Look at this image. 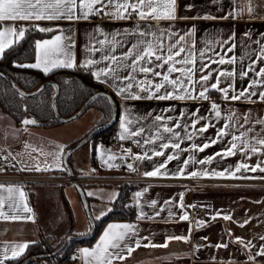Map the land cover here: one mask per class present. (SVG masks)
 <instances>
[{
    "label": "crops",
    "instance_id": "obj_1",
    "mask_svg": "<svg viewBox=\"0 0 264 264\" xmlns=\"http://www.w3.org/2000/svg\"><path fill=\"white\" fill-rule=\"evenodd\" d=\"M250 4L254 9L251 14H249ZM188 5H192V7L189 9ZM257 5L259 6L257 7ZM114 10L115 8L110 9V11ZM233 12L238 14V18H203L207 16L222 17ZM77 14H79V10H77ZM176 15L177 17H196V19H165L159 22L151 20L140 21L135 15L126 19H116L110 18L101 11L90 14L88 19L73 21L62 19L56 21L0 22V25L12 27L13 22H32L34 25L39 24L40 26L54 29L50 33H42L35 29L34 33H26L23 40L13 45L23 43L28 35H35L32 40L31 57L24 61L23 64L35 62L34 44L36 40L50 39L57 34L70 36L75 45L71 49L75 64L82 65L89 59L101 61L99 64L89 65L86 68L79 66L73 68L88 71L92 80L102 85L119 102L118 119L114 127L118 130L119 135L122 133L120 127L121 119L125 115H130L133 119V123L129 125L131 129L136 130L140 127L145 129L144 133L139 137H129L121 140L120 148L113 152L106 150L108 134L100 135L97 139L85 143V147H88V151L84 155L86 156V164L85 160L83 161L78 156L72 157V154H70L69 157V165L77 176L114 175L177 180L176 182L166 183H139L140 187L131 194V204L136 210L135 219L131 221L112 220L106 222L93 241L74 248L68 264H89V258L82 254L80 249L88 248L89 245H92V248L95 247L109 224L128 223L135 225V236L133 240L128 241V244L135 247L134 240L139 239L141 241V246L136 248L131 256L122 261L115 260L113 264H253L252 261L248 260L249 254H254L259 250L260 245L264 244V241L259 239L260 236H264V183H248L250 181L264 182V178H261L264 177V173L259 171L256 173L244 172L243 176L249 178H220L203 175L205 171L212 173L225 169L234 170L235 165L240 162H246L254 166L264 160V154L249 153V156L245 157L242 152H237L236 155L216 156V153H223L224 149L228 147L231 136L224 137L203 152L191 150V145H202L215 138L216 132L223 125L234 124L237 121L242 122L245 115L251 116L249 124H245L242 128L233 127L228 129V131L239 135L250 127V141L253 135L260 136L264 133V124L257 123V120H264V102H260L258 97H252L250 100L243 98L240 100L224 99V94L218 90H210L209 92H220L221 102L210 101L209 99L199 98L198 91L195 89L192 94L197 96L196 99L126 100L122 96L116 95L117 87L121 86L120 81H116L115 85L110 82L102 83L91 74L108 63L102 59L105 55L120 57L137 41H152L157 37L167 45L171 43V40L167 35L161 36V34L175 33L176 36L185 35L186 46L191 48L198 58L195 67L199 68L204 63L210 64L213 76L208 82L209 84L216 81V76L222 70L233 71L236 75L232 78H222L219 87L225 88L232 84L235 92L246 88L252 80L258 79L255 76V72L249 73V76L244 78H240L239 72L242 65L245 71L249 65H252L256 71L260 67H264V62L256 59L260 54L261 47L257 42L264 41V0H178ZM193 28H195V31H192ZM56 29H59V31ZM140 32L155 33V36L141 37L139 35ZM189 32H191L190 37L188 36ZM98 40L106 41L102 50L97 52L89 51V48L100 47L96 43ZM225 40L228 41L227 44L221 43ZM113 41H119V43L114 44L112 43ZM232 44L235 47L231 52H227L226 49ZM144 46L146 45H141V47ZM200 51L206 53L203 58H199ZM221 56H224L225 59L235 57L236 62L231 65L227 63L220 65L212 62L219 60ZM254 61L255 64H253ZM167 67L166 65L164 68L157 70L163 73L166 72ZM177 67L180 66L177 65ZM38 71L44 73L42 70ZM127 71L129 70L125 69L121 72V75L123 76ZM179 75L180 73H173L172 77L175 78ZM200 75L201 73L197 72L193 79H198ZM136 76L138 80L144 79L142 73L137 72ZM149 78L153 79L154 82L161 79L157 77ZM101 79L104 78L101 77ZM261 90H264V87L259 85L253 89V91L257 92ZM232 94L233 92L230 91L229 96ZM212 103L219 105L221 112L219 119L215 117V113L211 110L210 106ZM229 106H233V109L230 112H226L225 109ZM91 109V113H93L90 121L92 123L91 126L76 133H66L64 136H61L63 129L70 125L72 121L62 123L53 128H38L32 124L23 125V121L17 122L0 109V147L10 152L18 166L26 173L66 177L68 173L63 165V156L66 149L90 132L101 118V113L98 110ZM196 109H199V115L207 118L201 120L197 128L203 124H212L215 127H209L207 132L195 135L191 140L185 138L176 141L186 151L158 148L160 143H171V134L169 133H163L165 137L163 141H157L155 144H143L145 138L151 139L157 131V128L154 127L156 115L171 117L172 120L167 121V123L173 127L176 122L181 125H190L194 119L190 114ZM181 112L186 115L181 116ZM230 116H234L235 120L230 121ZM176 131H179L181 136H185L184 127L176 129ZM187 131L192 132L195 129L188 127ZM136 141H139L140 144L138 145ZM101 148H104L107 153H115L114 167H109V162H102V156L104 161L107 158L101 152ZM129 149L131 150L130 154L127 151ZM153 150L179 155V159L168 163L166 169L169 173L168 177H146L144 175L145 172L154 170L155 166L162 163L166 158L156 156L143 160L135 158L137 155L143 156L145 152L151 155ZM57 156H61L62 161H56L55 157ZM209 156L215 157L211 163H190L185 169V175L179 177L177 169L182 166L184 159L194 157L196 160H201L207 159ZM37 164L42 169L47 168L48 170L36 171L34 165ZM56 164H60V166L57 167L55 166ZM129 164L133 165V168L129 169ZM109 170L117 172H109ZM191 172H199L201 175L192 177L190 175ZM239 175L237 174V176ZM206 179L233 182L247 181V183L203 184L190 181ZM181 180L185 182H179ZM94 185L98 184H86V187L83 188L88 204L91 200L95 203L99 201V198L92 190ZM4 186L3 189H0V197L5 199L3 211L9 216L15 215L18 211L21 219L4 220L3 217H0V256L7 252L8 260H11L12 248L23 243L28 245L35 244L46 237L59 241L71 234L84 235L88 233L89 222L82 200L72 183L32 184L28 188L21 185ZM108 186L114 187L115 190H113L112 196L105 201L109 209L98 215L99 219L110 211L111 204L118 195L117 184H109ZM8 187L14 189L11 196L12 200L20 205L19 209L10 211L7 208V198L10 195L7 191ZM145 189H147V192L144 191ZM20 191L25 193L24 198L20 197ZM89 192L92 195H88ZM136 192L143 193L139 198V202L135 196ZM181 194H183L182 200ZM152 200L157 201L158 207L155 209L149 206ZM165 201H172V203L165 204ZM181 203L184 205L183 208L180 207ZM25 204L31 209V212L23 211ZM141 209L145 213L146 218L138 220L137 216ZM160 209L164 210L160 212L159 216H155V212L160 211ZM198 209H203V211L197 213ZM169 211L173 212L174 216H169ZM185 212L189 215V220H179V215ZM217 212L221 215L213 219ZM225 214L230 215L232 219H223ZM27 217H31V219H27ZM94 219L98 220L97 217H94ZM244 220H249L250 222L244 227H240L239 224L243 223ZM197 221H204V223L197 226ZM229 230H231L232 235H229ZM172 236H187L189 239L188 242L175 239L169 240L168 238ZM204 237H207V240L203 239ZM236 237H241L245 243L251 241L256 247L246 249L244 244L236 242ZM166 241L167 247L143 246L146 244L163 245ZM218 243H226L228 247L217 249L214 245ZM197 245H199L198 250ZM124 254L127 256L126 251ZM8 260L5 261V264H7ZM256 261L257 264H264V257H256Z\"/></svg>",
    "mask_w": 264,
    "mask_h": 264
},
{
    "label": "snow or ice",
    "instance_id": "obj_2",
    "mask_svg": "<svg viewBox=\"0 0 264 264\" xmlns=\"http://www.w3.org/2000/svg\"><path fill=\"white\" fill-rule=\"evenodd\" d=\"M177 2L178 0H0V22L7 21H56L66 19L69 21L88 19L90 14L99 13L103 11L105 15H108L110 18L116 19H126L135 15L140 21H156L160 20H175V19H196V17H177ZM259 5H257L258 7ZM189 9L192 5L187 6ZM115 8L114 11L110 9ZM79 10V14H77ZM253 7L249 6V14L253 12ZM205 19H236L238 14L236 12L230 13L229 15L222 17H212L207 16L203 17ZM35 29L42 33L53 32L54 29L51 27H43L39 24L34 25ZM59 31V29H56ZM27 29L25 27H12V26H3L0 25V57H2L7 49H11L15 43H19L26 35ZM195 31V28L192 29ZM141 37H146L148 35L155 36V33L140 32ZM167 35L171 40V43L165 45L160 41L159 37L152 41L139 40L137 43L132 44V46L120 57L114 55H105L102 59L108 63L100 68L98 71L92 72L91 74L95 76L100 82H110L115 85L116 81H120L119 87L116 89V95L122 96L124 99L132 100H186V99H196L197 96H193L192 91L195 89L198 91V97L202 99H209L207 93L210 90H218L224 94V99L231 100H240V99H251L252 97H258L260 102H264V90L259 92L253 91L258 85L264 87V67H260L258 71L252 65H249L247 70H243V65L241 66V71L239 72L240 78L248 77L249 73L255 72V76L258 79L252 80L251 83L244 89L239 92H235L233 85L229 84L225 88H220L219 85L222 82V78H232L236 75L233 71H220L216 76V81L209 84L208 82L212 79L213 71L210 69V64L204 63L195 67L197 63V57L194 54L193 50L186 46V37L183 34L176 36L175 33H162L161 36ZM191 32L188 33L190 37ZM247 35V34H246ZM95 40V37L93 36ZM96 43L100 47H92L88 50L91 52L101 51L105 45V40H98ZM112 43H119V41H113ZM221 43L227 44L228 41H222ZM260 44V54L257 56V60L264 62V41H258ZM141 45H146L141 47ZM74 41L70 36L64 34L53 35L50 39L36 40L34 44L35 49V62L26 63V64H14L15 67L21 68H30L42 70L45 74L50 73L55 69H71L73 67H88L89 65L99 64L100 60H87L82 65H77L73 61L72 47H74ZM235 47L234 44L229 46L226 51L231 52ZM114 51V47H113ZM204 51H200L199 58L205 56ZM213 63H218L224 65L225 63L231 65L236 62L235 57H228L227 59L224 56L217 61H212ZM255 64V61L253 62ZM167 67L166 72H161L157 69H162L165 66ZM179 65L180 67H177ZM125 69H128L126 74L123 76L121 72ZM142 73L144 79L138 80L136 73ZM199 72L201 75L198 79H193L194 75ZM173 73H180L179 76L175 78L172 77ZM2 75V74H0ZM103 77L104 79H101ZM149 77L161 78L159 81L154 82L153 79ZM197 86H199L197 88ZM232 91L233 94L229 96V92ZM143 94V95H142ZM211 110L215 113V117L219 119L221 117V112L219 110V105L216 103L211 104ZM171 110V109H169ZM199 109L193 111L190 115L194 118L190 125H181L176 122L174 127L170 126L167 121H171V117H164L161 115H156L154 120V127L157 128L155 135L151 138H145L143 144H155L157 141H163L165 137L163 133L171 134V143H160L158 145L159 149L167 150L169 148L186 151L181 148V144L176 142L178 140H183L187 138L191 140L195 135H201L208 131L209 127H215L212 124H203L197 128V125L201 120L207 119L206 117L199 115ZM186 114L181 112V116ZM230 121L235 120L234 116L229 117ZM251 120L250 115H245L242 122L237 121L236 123H229L223 125L215 135V138L210 139L208 142L203 143L202 145H191V150H196L199 152L205 151V149L215 145L224 137L231 136V141L223 151V153H216V156H230L236 155L237 152H242L245 157L249 156V153L264 154V133L260 136L253 135L252 140H249V132L251 128L249 127L245 131L241 132L239 135L230 133L228 129L236 127L242 128L245 124H249ZM25 125L36 123L34 120L25 119L23 122ZM133 123V119L130 115H125L121 119L120 127L122 133L120 139L124 140L129 137H139L141 136L145 129L140 127L136 130H133L129 127ZM257 123L264 124V120H257ZM181 127L185 128V136H181L179 129ZM191 127L195 131L188 132L187 128ZM139 145L140 142L136 141ZM128 153H131V150H127ZM152 156L156 157H166L162 163H159L155 166L154 170L147 171L144 173L146 177H168L169 173L167 172V165L172 160L179 159L178 154H166L165 151L153 150L151 155L147 152L143 156L137 155L135 158L137 160L151 159ZM215 157L209 156L207 159L196 160L194 157H189L183 160V164L180 168L177 169L179 177L185 175V169L190 163L197 164H207L211 163ZM114 159V156L109 155L108 160L111 161ZM56 161H62L61 156L55 157ZM102 162L108 163V161L103 160ZM55 166L59 167L60 164ZM109 167H114L115 165L108 163ZM36 171L48 170L47 168H41L38 164L34 165ZM128 168H133V165L129 164ZM264 173V160H261L259 163L254 166L249 165L246 162H240L235 165L234 170L225 169L220 172L209 173L205 171L203 175L205 176H215L220 178H249L243 176L244 172H256ZM237 174H240L237 176ZM192 177H197L201 175L199 172H191ZM264 178V177H261ZM5 186L0 184V189H3ZM7 191L9 192L7 208L11 210L19 209L20 205L12 200L11 193L14 189L8 187ZM147 192V189L144 190ZM21 198L25 197L23 191L19 192ZM92 195V193H88ZM143 195L142 192H136L135 196L139 202V198ZM183 199V194H181V200ZM165 204H171L172 201H165ZM153 209L158 207L157 201L152 200L150 205ZM5 207V199L0 197V217H3L4 220H18L21 219L19 212L15 215H7L3 209ZM180 207L183 208L184 205L181 203ZM160 211L155 212V216H159ZM24 212H31V209L27 207V204L23 206ZM103 214V213H102ZM219 212L216 213L215 219L217 216H220ZM169 216H174V213L169 211ZM146 215L141 209L140 213L137 216V219H145ZM31 219V217H27ZM99 219V217H97ZM181 221L189 220V215L185 212L178 217ZM223 219L231 220L232 217L228 214L223 215ZM250 221L244 220L243 223H240V227H244ZM197 226L204 223V221H197ZM136 233V227L133 224H109L105 229L104 233L100 237L98 244L92 249L83 248L80 249V252L89 258V264H113L115 260H124L135 251L136 248L141 246V241L139 239L134 240L135 247L128 244L129 240H133V237ZM229 235H232L231 230H229ZM169 240H181L188 242L187 236H172L168 238ZM203 239L207 240V237ZM236 242L244 244L246 249L255 248L256 246L252 244L251 241H245L241 237H236ZM259 239L264 241V236H260ZM144 247H167V241L163 245H143ZM29 245L23 243L16 245L12 248L11 259H17L20 257L24 250L27 249ZM197 250L199 245L196 246ZM217 249L227 248L228 244L218 243L214 245ZM126 251L127 256L124 254ZM256 257H264V244L260 245L258 251L254 254L250 253L248 260L252 261L253 264H257ZM9 257L7 252L0 256V264H5V261Z\"/></svg>",
    "mask_w": 264,
    "mask_h": 264
},
{
    "label": "trees",
    "instance_id": "obj_3",
    "mask_svg": "<svg viewBox=\"0 0 264 264\" xmlns=\"http://www.w3.org/2000/svg\"><path fill=\"white\" fill-rule=\"evenodd\" d=\"M34 37L35 35H28L23 43L8 49L0 58V73L8 76L12 81V84H10L4 77L0 76V109L17 122H21L24 119H31L36 122L32 124L35 127L53 128L62 124V122L56 119L54 109L51 105L55 88L48 86L33 96H24L16 89L31 93L37 91L45 82L53 81L59 86V93L54 100V108L62 119L75 115L92 95L108 92L102 85L94 82L86 70H77L75 68L57 69L48 74H44L36 69L15 67L14 64H23L24 61L31 57L32 40ZM113 100L119 113V102L115 98ZM91 108L101 113V118L96 126L102 125L110 120L112 108L106 97L101 96L94 99L88 107V109ZM117 119L118 117L112 128L93 135L89 141L97 139L100 135L108 134L116 126ZM69 157L68 163L70 164ZM75 176L77 175L75 174ZM80 185L82 188L86 187V184ZM139 187L140 184H117L118 195L112 202L110 211L101 219H94L96 229L91 239L70 241L65 244L58 254L52 257L33 259L27 264H68L74 248L78 245L93 241L106 222L112 220H134L136 210L131 204V194ZM62 241L63 239L55 241L48 237L43 238L35 244L29 245L25 252L17 259L8 260L7 264H21L27 258L50 254L60 246Z\"/></svg>",
    "mask_w": 264,
    "mask_h": 264
},
{
    "label": "built area",
    "instance_id": "obj_4",
    "mask_svg": "<svg viewBox=\"0 0 264 264\" xmlns=\"http://www.w3.org/2000/svg\"><path fill=\"white\" fill-rule=\"evenodd\" d=\"M102 15V14H100ZM25 27L27 29L26 33H34L35 27L32 22H13V27ZM210 101L221 102V94L218 91H211L208 94ZM233 106H229L225 109L226 112H230ZM121 139L119 132L116 128H113L108 133L106 149L108 152L116 151L120 148ZM77 181L80 184H139V183H166V182H176L177 180H165V179H155V178H134V177H122L114 175H101V176H75L74 178L58 177L46 174H29L24 172L18 164L15 162L12 154L5 148L0 147V184L2 185H21L28 188L32 184H42V183H59V182H70L73 184ZM197 183H247L244 182H233L225 180H190ZM179 182H185L183 180ZM251 184H263L262 181H250ZM203 209H198L197 213H201ZM89 249L92 245L88 246Z\"/></svg>",
    "mask_w": 264,
    "mask_h": 264
},
{
    "label": "water",
    "instance_id": "obj_5",
    "mask_svg": "<svg viewBox=\"0 0 264 264\" xmlns=\"http://www.w3.org/2000/svg\"><path fill=\"white\" fill-rule=\"evenodd\" d=\"M0 74H2V73H0ZM0 76L4 77L10 84H12V81H11V79L8 76H6L4 74H2ZM48 86H53L55 88V94H54V96L52 98L51 105H52V107L54 109L56 119L58 121L62 122V123L70 122V121H73V120L81 117L86 112V110L88 109V107L91 104V102L94 99L98 98V97H101V96L106 97L109 100L110 104H111L112 116H111L110 120L108 122L102 124V125L96 126L87 135H85L81 140H79L77 143H75L74 145H71L69 148L66 149V151L64 153V156H63V165L66 168L68 176L70 178H74L75 174L72 171V168L70 167V165L68 163V157L75 150H77L82 145L87 143L93 137V135H95V134H97L99 132L105 131V130H109L110 128H112V126L115 123L116 118L118 117L116 104H115V102H114V100H113V98H112V96L110 94H108V93H96V94L92 95L90 98H88L86 100V102L82 105L81 109L75 115H73V116H71L69 118H66V119H62V118L59 117L58 113L56 112V110L54 108V100H55V98L57 97V95L59 93V86L56 83H54L53 81L45 82L37 91L31 92V93H26V92L20 91L18 89H16V90L20 94H22L24 96H33L34 94L40 92L42 89H44V88H46ZM73 185H74L75 189L77 190L78 194L81 197L83 208L85 210V213H86V216H87V219H88V222H89V231H88V233L84 234V235H68L62 241L60 246L55 251H53L52 253L46 254V255H36V256L27 258L21 264H27L33 259H39V258H42V257H52V256L58 254L61 251V249L65 246V244L70 242V241H83V240L91 239L93 237V235L95 233L96 226H95V220L92 217L90 209H89V205H88V201H87L86 195H85L84 190L81 187L80 183H78L77 181H74Z\"/></svg>",
    "mask_w": 264,
    "mask_h": 264
},
{
    "label": "rangeland",
    "instance_id": "obj_6",
    "mask_svg": "<svg viewBox=\"0 0 264 264\" xmlns=\"http://www.w3.org/2000/svg\"><path fill=\"white\" fill-rule=\"evenodd\" d=\"M91 110L92 109L87 110L81 117H79V118L75 119L74 121H72V123H70V125H68L65 129H63V131L61 133V136H64L66 133H68V134L76 133L78 131H82V130L87 129L88 127H90L91 124H92L90 121H91V118L93 116L92 115L93 113H91ZM23 125H25V124H23ZM23 127L26 128L25 126H23ZM85 146L86 145H82L80 148L75 150L72 153V157L78 156V157L82 158L83 161L85 160V164H86V156H84V155H86V153L88 151V149H87L88 147H85ZM106 150L104 148H101V152L107 158L106 161H108L109 163L113 164L114 163L113 162L114 159L109 161L108 157H109V155L114 156L115 153H107ZM82 163L84 164V162H82ZM109 172H117V171L109 170ZM92 190L94 191L96 196L99 198L98 203H95L92 200L91 201L89 200L90 203L88 205H89V208H90L91 215L94 218V217H98V215L102 214L103 212L107 211V209H109V206L107 205V203L105 201L108 200L112 196V192L115 189L112 186L98 184V185L92 186Z\"/></svg>",
    "mask_w": 264,
    "mask_h": 264
}]
</instances>
